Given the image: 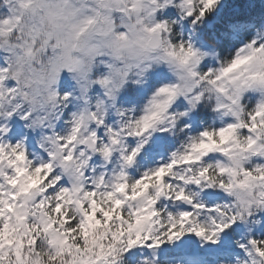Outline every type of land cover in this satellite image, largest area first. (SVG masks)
Returning <instances> with one entry per match:
<instances>
[{
    "label": "snow or ice",
    "instance_id": "obj_1",
    "mask_svg": "<svg viewBox=\"0 0 264 264\" xmlns=\"http://www.w3.org/2000/svg\"><path fill=\"white\" fill-rule=\"evenodd\" d=\"M0 264H264V0H0Z\"/></svg>",
    "mask_w": 264,
    "mask_h": 264
}]
</instances>
